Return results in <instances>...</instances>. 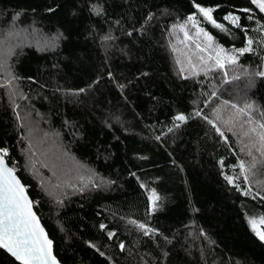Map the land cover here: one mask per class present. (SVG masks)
<instances>
[{
  "label": "trees",
  "instance_id": "obj_1",
  "mask_svg": "<svg viewBox=\"0 0 264 264\" xmlns=\"http://www.w3.org/2000/svg\"><path fill=\"white\" fill-rule=\"evenodd\" d=\"M197 29L234 62L202 67L180 41ZM23 30L45 43L11 47ZM176 45L197 75L177 69ZM29 121L57 135L54 170L26 164ZM262 124L252 0H0V148L61 264H264L249 223L264 217ZM0 264L19 263L0 250Z\"/></svg>",
  "mask_w": 264,
  "mask_h": 264
},
{
  "label": "snow or ice",
  "instance_id": "obj_2",
  "mask_svg": "<svg viewBox=\"0 0 264 264\" xmlns=\"http://www.w3.org/2000/svg\"><path fill=\"white\" fill-rule=\"evenodd\" d=\"M261 12H264V0H252ZM198 12L207 21L211 22L215 27L222 28V25L216 23L213 20L211 9H206L198 6ZM231 23L240 27L238 20L239 17H226ZM193 27H196V21L194 17H190ZM203 35L208 41V47H211L212 37L209 36L203 29H197V36ZM189 37L188 32H185V40ZM195 43V41H194ZM251 46L252 41H248ZM207 49L202 47L199 43H195V56L196 60L201 64L205 59L214 60L215 64L223 66L222 60L227 59L234 62V57L226 56L223 49L217 48L214 54L205 58L203 53ZM245 49L242 51H247ZM11 54V49L9 50ZM188 65L193 75L198 74L196 61H194L191 55L188 57ZM200 115V113H197ZM185 117L183 115H177L176 120L183 121ZM211 123V121H209ZM264 128V124L260 126ZM219 131V129H217ZM260 140L264 143V135L260 136ZM8 153L7 149L0 148V249H5L10 253L15 260L20 264H58L56 257L52 253V241L48 239L47 234L41 227L39 219L36 213L32 210V201L29 200L26 193L25 186L21 184L20 180L16 177L15 167L9 166L6 160ZM249 155L251 153L249 152ZM241 170H244V165H240ZM229 182H232L231 177H226ZM247 179V177H245ZM150 199L155 205L159 197L153 191ZM132 223H135L134 221ZM249 223L253 226V230H256L257 221L250 219ZM259 223H264V217H262ZM141 229H145L143 224L138 225ZM147 232V230L145 229ZM260 239L264 240V232H257ZM111 235V234H110ZM123 247V245H121Z\"/></svg>",
  "mask_w": 264,
  "mask_h": 264
},
{
  "label": "rangeland",
  "instance_id": "obj_3",
  "mask_svg": "<svg viewBox=\"0 0 264 264\" xmlns=\"http://www.w3.org/2000/svg\"><path fill=\"white\" fill-rule=\"evenodd\" d=\"M27 34H26V30H23L20 32L19 36H15L13 37L11 35V47L14 46H20V43H24V44H35V43H40V44H44L45 41H33L35 40V38L33 36H29V38L27 39ZM183 37V40H182ZM180 38V41L182 43L183 46H188L187 49L192 51V49L195 48V43H199L201 46L205 45V48L207 49L204 54L205 56H209L214 54V51L210 50L208 47V41L206 40V38L203 35H200L198 38H200L199 40L197 39L195 43H191V46H189L190 44H188V42L190 40H185V36H182ZM19 42V43H17ZM203 47V46H202ZM178 51H177V56L175 58V64L177 69L184 75H193L189 69V65H188V56L190 53L185 51V49L183 50V48H181L179 45H176L175 47ZM227 59L222 60V64L226 63ZM205 64L202 65V67ZM197 66V72L201 71V64L196 63ZM223 67V66H222ZM226 68V66H225ZM197 75V74H196ZM11 82V81H10ZM33 120V119H32ZM34 121V120H33ZM33 121H29V139L27 140V149L25 150V160H26V164L29 166V168L33 167V163L34 161H37L40 165H41V170L46 172V171H51L54 170V164H58V160L62 157L61 153H60V143L59 140L57 138V135H55L52 132H47L45 131L40 124L37 125L35 124V122ZM35 126H37V128H35ZM43 129V130H42ZM34 137V138H33ZM50 150V151H48ZM44 155V156H43ZM52 166V167H51ZM51 175H54L53 173H50ZM55 187V185H54ZM260 223L257 222L256 224V232H258L259 230V225ZM264 224V223H263ZM253 227V226H252Z\"/></svg>",
  "mask_w": 264,
  "mask_h": 264
},
{
  "label": "water",
  "instance_id": "obj_4",
  "mask_svg": "<svg viewBox=\"0 0 264 264\" xmlns=\"http://www.w3.org/2000/svg\"><path fill=\"white\" fill-rule=\"evenodd\" d=\"M15 174H16V173H15ZM16 177L18 178L17 174H16ZM18 179H19V178H18ZM19 180H20V179H19ZM20 182H21V181H20ZM21 184H22V182H21ZM26 193H27V192H26ZM27 195H28V194H27ZM28 198H29V200H31L29 196H28ZM32 210L34 211L33 203H32ZM34 212H35V211H34ZM36 215H37V214H36ZM37 218L39 219L38 216H37ZM39 222H40L41 227L44 229L45 233L47 234V232H46L44 226L42 225V223H41V221H40V219H39ZM47 237H48L49 240H51V239L49 238L48 234H47ZM0 250L4 251L8 256H10L12 259L15 260V258H14L10 253H8L5 249H0ZM52 253H53V255H54V245H53V242H52ZM54 256H55V255H54ZM56 259H57V258H56ZM15 261H16L17 263L20 264L19 261H17V260H15ZM57 261H58V259H57ZM58 264H61V263L58 261Z\"/></svg>",
  "mask_w": 264,
  "mask_h": 264
}]
</instances>
